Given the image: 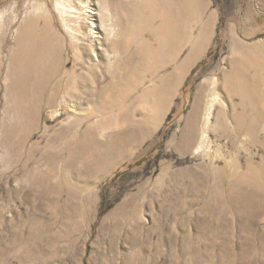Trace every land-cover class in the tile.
<instances>
[{
  "label": "rangeland",
  "instance_id": "obj_1",
  "mask_svg": "<svg viewBox=\"0 0 264 264\" xmlns=\"http://www.w3.org/2000/svg\"><path fill=\"white\" fill-rule=\"evenodd\" d=\"M151 1L182 12L175 64L137 87L136 70L110 86L113 53L97 45L95 83L40 107L17 87L15 41L37 12L51 10L50 38L65 49V68L79 71L76 61L94 59L78 51L88 24L121 41L124 59ZM151 25L153 39L136 38L137 57L167 42L160 21ZM257 47L264 0H0V264H264V183L232 187L247 163L264 167ZM170 73L179 80L166 99ZM208 100L216 103L198 150Z\"/></svg>",
  "mask_w": 264,
  "mask_h": 264
},
{
  "label": "bare ground",
  "instance_id": "obj_2",
  "mask_svg": "<svg viewBox=\"0 0 264 264\" xmlns=\"http://www.w3.org/2000/svg\"><path fill=\"white\" fill-rule=\"evenodd\" d=\"M147 6L152 16L147 17L146 15H141V17L144 18V24L142 28L138 29V26H135L136 28L131 31L130 40L126 45L125 58L121 60L117 59L116 54L117 50H121V41L115 39V36H113L112 33L106 32V28L103 29L104 34L102 36L100 31H96L100 29L99 27L93 23L88 24L89 26L87 31L80 39L77 38L81 40V43L78 45V51L84 50L87 56L91 55V58L94 59L91 60V64H89L85 59L76 61L75 64L79 67V71H74V69L68 70L65 68L68 63V60L64 54L65 49L62 47V45L58 44L57 41L50 38L49 31L53 29L51 23V10L47 11L45 9L44 12H37L31 17L32 22L20 29L19 35L15 41V62L12 63V67L14 70L19 71L18 77L16 79L17 87L27 92L30 95V101L37 105L36 107H40L43 99L47 98V104L52 105L58 99L60 93L66 94L68 91L74 90L76 87H78V89H82L85 85L95 83L96 80L101 77V74L98 72V68L101 69L102 66L97 52L94 53V51H97V49L99 50L97 45L100 46V51L101 47L106 48V52H99L101 56L108 57V54L111 52L113 53V61H108L106 59V61L109 63L115 62L114 67L112 66V73L108 74L109 78L111 79L109 83L110 86L112 83H114L116 86H120L121 84L125 83L128 84L132 72L136 70L138 71V78H136L134 86L137 87L147 77L156 75L165 67H168V65L173 63L175 64L182 43H184V39L181 37V35H184L182 31L183 29L179 28L182 12L179 10L175 13V9L170 13L165 14L161 9H154L156 8V3L154 1L148 3ZM86 12H88L89 15L96 14L90 10L85 11V18L88 20L90 17L86 14ZM98 14L101 16V21H103L100 8ZM134 15L135 14L132 13L131 15H128V17L131 18ZM157 20L160 21L159 37L165 39L167 42L161 46L155 45L154 49H152L153 46L149 45L148 48L142 50V55L137 57L135 54L136 38H141L142 41L148 38L150 34L146 33L145 29L149 26L152 27L151 21ZM123 22L125 23L124 20H122V23ZM131 26H133V24ZM102 27L103 26H101V28ZM121 28L118 34L120 40H123V38L128 36L129 28ZM150 37L153 39L152 36ZM78 42L79 41L74 40L70 41L69 44L70 46H77ZM241 52H245V50L242 48ZM253 52L256 54V58L254 60V74L257 76L260 72L263 73L264 71V50H262L261 47H257L253 49ZM82 69L85 73L81 72ZM174 72L177 73V69H175ZM176 75L179 76L178 73ZM12 76H14L13 73ZM178 76H175L174 73H170L169 75L165 76L166 78L161 81V90L159 93L160 97L167 99L171 96L178 84ZM47 91L51 93L52 98L47 97ZM64 98L68 100L67 97ZM126 98L127 96L122 99L125 100ZM75 103L77 106L81 104L79 101H75ZM215 103V100H211L206 106L201 136L202 143L198 147V150L202 149L203 144L206 142L205 131L208 120L211 116L210 112L212 110V106H214ZM257 121H260L259 115H256L254 121H252L253 127L256 126L255 123ZM59 136H61V133ZM121 154H123V150L121 153L119 152V155ZM262 166L257 167L247 163L246 172L242 173L241 175L236 174L237 182L232 185V187L236 189L239 183H244L247 186H258L259 184L264 183V167ZM214 173L219 174L218 180L219 182H222V170L218 169V171H214Z\"/></svg>",
  "mask_w": 264,
  "mask_h": 264
}]
</instances>
